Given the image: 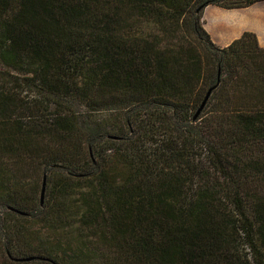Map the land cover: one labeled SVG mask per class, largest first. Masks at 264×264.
<instances>
[{"label":"trees","instance_id":"1","mask_svg":"<svg viewBox=\"0 0 264 264\" xmlns=\"http://www.w3.org/2000/svg\"><path fill=\"white\" fill-rule=\"evenodd\" d=\"M260 1L0 0V264H264Z\"/></svg>","mask_w":264,"mask_h":264},{"label":"crops","instance_id":"2","mask_svg":"<svg viewBox=\"0 0 264 264\" xmlns=\"http://www.w3.org/2000/svg\"><path fill=\"white\" fill-rule=\"evenodd\" d=\"M244 8H247L246 11H238L241 8L223 9L220 7L214 10L218 16L214 22L216 41L222 43L221 47L238 38L243 31L254 33L259 46L264 47V1Z\"/></svg>","mask_w":264,"mask_h":264},{"label":"rangeland","instance_id":"3","mask_svg":"<svg viewBox=\"0 0 264 264\" xmlns=\"http://www.w3.org/2000/svg\"><path fill=\"white\" fill-rule=\"evenodd\" d=\"M217 6H214V5H207L203 11H202V14H201V22H202V25H203V28L206 29L207 33L209 34V37L211 39V41L216 45V46H219L221 47L222 46V43L220 42H217L216 40V34H215V25H214V20H213V17L214 15H216L214 13V10L216 9ZM247 8H241V10L238 9V11H246ZM237 10V9H236ZM225 12V11H224ZM217 16V15H216ZM218 17V16H217ZM264 193V192H263ZM241 242H239L240 244ZM238 251L239 253H246V255L248 254V250L247 248L245 249L243 246L241 247L239 245L238 247Z\"/></svg>","mask_w":264,"mask_h":264},{"label":"water","instance_id":"4","mask_svg":"<svg viewBox=\"0 0 264 264\" xmlns=\"http://www.w3.org/2000/svg\"><path fill=\"white\" fill-rule=\"evenodd\" d=\"M216 85H217V82H216L214 85H212V86H210V87L208 88V90H207V92H206V94H205V96H204V98H203V100H202V102H201L199 108L196 110V112H195V114H194V116H193V119H195L196 116L199 114V112H200V110L203 108L204 103H205L206 99L208 98V96H209L211 90L214 89ZM44 185H45V176H43V181H42V188H41V192H40V203H42V201H43ZM22 259H23V258H15V260H22Z\"/></svg>","mask_w":264,"mask_h":264},{"label":"bare ground","instance_id":"5","mask_svg":"<svg viewBox=\"0 0 264 264\" xmlns=\"http://www.w3.org/2000/svg\"><path fill=\"white\" fill-rule=\"evenodd\" d=\"M213 18H214V20L216 21V19H217L218 17H217L216 15H214V17H213Z\"/></svg>","mask_w":264,"mask_h":264}]
</instances>
